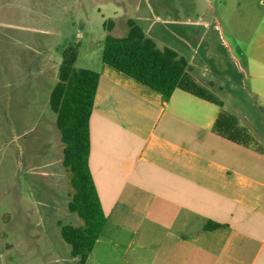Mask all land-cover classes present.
Wrapping results in <instances>:
<instances>
[{"label":"rangeland","instance_id":"obj_1","mask_svg":"<svg viewBox=\"0 0 264 264\" xmlns=\"http://www.w3.org/2000/svg\"><path fill=\"white\" fill-rule=\"evenodd\" d=\"M108 19L114 37L132 19L159 49L193 57L212 82L201 87L264 147V98L249 77L252 59L264 63V0H0V264H80L60 235L59 224L81 222L67 210L48 100L69 46L77 68L101 60Z\"/></svg>","mask_w":264,"mask_h":264},{"label":"crops","instance_id":"obj_2","mask_svg":"<svg viewBox=\"0 0 264 264\" xmlns=\"http://www.w3.org/2000/svg\"><path fill=\"white\" fill-rule=\"evenodd\" d=\"M193 60L188 73L211 86ZM252 60L264 98V63ZM89 70L99 80L88 166L105 224L84 264H264L262 143L258 153L215 135L222 103L165 97L101 60Z\"/></svg>","mask_w":264,"mask_h":264},{"label":"trees","instance_id":"obj_3","mask_svg":"<svg viewBox=\"0 0 264 264\" xmlns=\"http://www.w3.org/2000/svg\"><path fill=\"white\" fill-rule=\"evenodd\" d=\"M115 25L112 19L102 24L105 33L101 49V61L148 87L169 97L182 90L197 98L221 107V102L210 95L188 73V63L173 49H159L157 43L136 25L126 21L127 33L114 37L110 33ZM77 47L69 46L62 53L58 66L57 82L49 94V107L55 115V127L62 146L61 164L65 169L70 188L67 210L76 214L81 224L77 227L61 225L60 235L70 246V255L84 264L105 224L99 198L89 171V119L99 80V74L75 66ZM212 132L234 144L262 153L249 131L237 118L220 110ZM208 223L206 230L218 228Z\"/></svg>","mask_w":264,"mask_h":264}]
</instances>
